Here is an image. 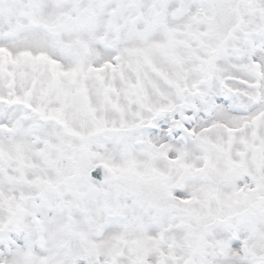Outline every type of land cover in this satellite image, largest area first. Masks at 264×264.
Listing matches in <instances>:
<instances>
[{
    "label": "snow or ice",
    "instance_id": "1",
    "mask_svg": "<svg viewBox=\"0 0 264 264\" xmlns=\"http://www.w3.org/2000/svg\"><path fill=\"white\" fill-rule=\"evenodd\" d=\"M0 264H264V0H0Z\"/></svg>",
    "mask_w": 264,
    "mask_h": 264
}]
</instances>
